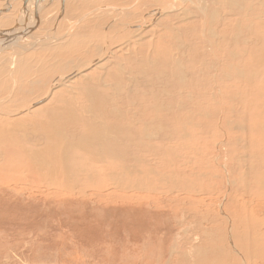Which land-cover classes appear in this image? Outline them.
<instances>
[{
	"label": "rangeland",
	"instance_id": "374dc122",
	"mask_svg": "<svg viewBox=\"0 0 264 264\" xmlns=\"http://www.w3.org/2000/svg\"><path fill=\"white\" fill-rule=\"evenodd\" d=\"M228 3L42 0L38 29L0 52V124L19 148L58 145L36 121L62 105L95 119L81 94L88 76L107 96L103 119L123 127L96 141L117 148L118 135L125 155L113 167L135 172L122 185L89 181L84 169L106 160L78 146L80 125L64 126L71 149L57 169L68 182L25 162L0 175V264H264V0ZM204 6L221 10L214 36Z\"/></svg>",
	"mask_w": 264,
	"mask_h": 264
},
{
	"label": "bare ground",
	"instance_id": "6f19581e",
	"mask_svg": "<svg viewBox=\"0 0 264 264\" xmlns=\"http://www.w3.org/2000/svg\"><path fill=\"white\" fill-rule=\"evenodd\" d=\"M10 1L12 2L11 7H10V5H8L7 0H0V20H1L0 22L3 23L4 21L10 19L9 20L10 21V24H12V27L11 28L4 29L3 26H2L3 28H0V52L4 51L8 46L10 47V45H14L15 43L17 44L18 41L21 40V39H23L24 37H27V36L33 34L35 32V30L38 29L37 27L39 26V23H40V19H38V18H39V13H41V11H42L41 10L42 0H22L23 1V5L20 8H17V9H16V6L17 5H15V0H10ZM225 1L226 2H229L228 3V9H230V10L232 8H234V7L235 8L238 7V4H236V0H225ZM21 3L18 4V5H21ZM205 7L206 6L201 7V8L204 9L205 14H209V15H207V18L210 20V24H211V27H210L209 30L212 32L211 35L214 36V34H216V31L214 30L213 25L215 23H217L220 18H222L220 16L221 15L220 14V11L221 10L218 11L219 13L217 11H214L213 13H210V12L208 13L209 10H207ZM249 7H251V6H249ZM113 9H114V7H113ZM8 10H9V12L5 14V12L8 11ZM21 12L23 13V18H21ZM188 14H189V12H188ZM243 16L246 18L247 15H245V13H244ZM257 16H258V19H260V20L258 21L257 26H255L257 28V29H255V32H257L256 36H258V37L259 36H262V35L264 36V21H263L264 19H262V17L264 16V14L263 15L260 14V15H257ZM225 19H227V18H225ZM249 22H250V20H249ZM240 29H242V28H240ZM227 31H229V30H227ZM235 33H236V31L234 32L233 35H236ZM177 38H178V36H177ZM225 39L227 40V38H225ZM229 40H231V39H229ZM250 43H251V41H250ZM251 54H253V53L251 52ZM251 56H253V55H251ZM133 61H135V59H133ZM253 65H255V64H253ZM258 65H261V64H258ZM119 70H122V68L120 67ZM261 70H263V69H261ZM122 72H123V70H122ZM225 72H228V71H225ZM228 73H230V72H228ZM232 76H234V75H232ZM87 77L88 76L83 77V81H84L85 87H87V88L81 86V88H83L81 94L88 101V103H87L88 106H87V108L85 110L87 112L91 113L94 116L92 118H95V119H98V118L99 119H103V117L105 116L104 114H105L106 110H108V109L107 108H105V109L102 108V106H100V104H102V103H100V102L106 100L107 99V96L106 95H100V97H97L98 96V93H97L96 90H94L92 88V84L89 82V79H87ZM84 84H83V86H84ZM115 89L117 91L119 90L118 84L115 87ZM130 91H132V89H130ZM63 99H64V97H63ZM62 101H64V100H62ZM251 103H253V102H251ZM57 107L58 106L52 107L50 109H49V107L46 108V109H44L41 112V113H43L42 118L38 114H35L34 115L35 117H40L39 121H36V127H38L37 125H42L41 128H43L47 133H48L47 129H50L51 132L47 134L48 140H52L53 139L58 144V145H54L53 143H47V142H45L46 143L45 144L46 147L44 146L45 148L42 149V150L34 151V150L31 149L30 151H28L27 149L19 148V145L21 144V142L19 140H16V136H13L12 137L9 134V129H8L9 126H7V125L5 126L3 124H0V149H1L0 150V156L2 158V159L0 158V160H2L0 162V175L1 176H5V178L6 177L13 178V177H11V176L8 175V171L9 172H13L14 174H17L19 172L21 173V170L24 167L27 172H30V174L33 173L34 175L36 174L38 177L41 176V178H43L46 181H50L51 183L60 184V183H63V182H68L69 180L67 179V172L64 171V170L59 171L57 168L58 167H61L60 169H63L65 167V165H66V162H63V161L68 158L66 156V155H68V153H66V155H65V151L66 150H69L71 148H69L70 146H69L68 140H65L63 138L64 137L63 134H65V132L63 131V129H64V126H66V128L67 127H71V124L80 125L81 128H82L81 131H84L85 132V134L82 136V138L80 137V140H81L80 143L77 142V144H79L78 146H80L83 149H86L87 148L88 151H90V154L93 153L95 155L94 158L97 159L99 162L101 161V163H104L103 161L106 160L105 161L106 164L105 163H104V165H101L100 164L101 166H103V167L100 166L101 168H98L95 165L94 166L93 165H90L89 167L91 169H84L85 172H83V173H85L87 175V178L89 179V181H94L96 179L95 177H93V174L96 177H98V180L99 181L103 180L108 175L112 180L119 181V182L122 179H124V177H127L128 175L131 176V174L133 175V173L135 171L133 169H131L132 167L129 166V165H127V166H125V164H123L122 166L120 165V168L118 167V169H115V167H113L114 164H115L113 162V160L116 157L117 158L118 157L119 158L120 157L122 158L125 155V149L124 148L122 149L119 146L120 145V142H122L123 140L121 141L120 140L121 138H119L118 135H117L118 141L117 140H114V143L117 145V148H116V146H113V144H112L111 146H108V147H105L104 146V150H102L101 149V146H103L104 143H101V142H98L97 143V141H96V137L97 136H98V138L101 141L103 139H105L104 138L105 137L104 135H106V134L103 133V132H105L104 129H106V132L109 131V132H114L115 134L116 133L117 134H120V133L123 134L122 132H119L118 131V129L120 131H123V127H121V126L118 125L119 122H117V124L113 125L111 123L106 122V120L103 119V120L100 121V123H98L97 121H99V120L96 121L95 119H91V117L90 118H88V117L85 118L86 116L84 117V116H82V114L79 115L76 112V110H74L71 107H67V106L64 107V105H62V108H59L58 107V109H57ZM153 107H154V105H153ZM159 110H160V107H159ZM41 113H39V114H41ZM14 124L17 126V123L16 122ZM29 128L30 127H28V126L26 127V125H24V124H21L20 125V123H19V125L17 126V128L16 127L13 128V131L15 130L14 132H16V129H18L20 131H25V130H29ZM32 128H34V127H32ZM72 128H73V125H72ZM10 129H12V128H10ZM78 131H79V129H78ZM124 131H127V130H124ZM44 133L42 134L43 135V139L45 138ZM66 137L68 138L67 134H66ZM107 138L105 139V141L107 140ZM113 139H115V138L113 137ZM119 140H120V142H119ZM71 142H73V141H71ZM96 144H97V146L95 147ZM71 147H73V146H71ZM92 147H94L95 149L92 150L91 149ZM87 153H89V152H87ZM90 154H88V156ZM75 160H77V159H75ZM89 160H90V158H89ZM92 160L94 162V159H92ZM98 161H96V162H98ZM22 163H24V166H23ZM9 164H10V166H9ZM108 165H111V169H108ZM12 170H15V171H12ZM106 171L107 172L109 171V173L107 174ZM1 176H0V179H1ZM55 176H57L58 180H55L54 179ZM17 177H18V175H17ZM19 177H21V176L19 175ZM3 178L1 179V181L3 180ZM20 180H22V179H20ZM134 180H135V178H134ZM101 183H103V182L101 181ZM120 183H121L120 185L124 184L123 182H120ZM117 185H119V184H117ZM124 186H126V185H124ZM230 241H231V239H230ZM231 243H232V241H231Z\"/></svg>",
	"mask_w": 264,
	"mask_h": 264
}]
</instances>
